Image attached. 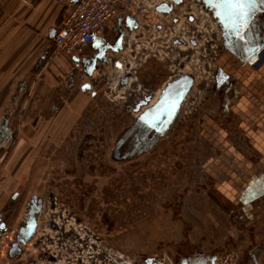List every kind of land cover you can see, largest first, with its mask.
Here are the masks:
<instances>
[{"label": "flooded vegetation", "instance_id": "af4514ba", "mask_svg": "<svg viewBox=\"0 0 264 264\" xmlns=\"http://www.w3.org/2000/svg\"><path fill=\"white\" fill-rule=\"evenodd\" d=\"M175 1L165 3L173 9L162 15L164 17L157 26L148 13L137 15V27L132 30L134 36L131 37L130 45L119 47L108 39L105 40V47L97 51L91 48L81 60L86 73L100 70L99 79L102 80L107 78L104 68L108 64L118 70L117 73L114 71L117 80L116 99L118 104L129 107L128 112L134 114L129 124L122 128L118 124L114 127L115 162L125 160L127 163H135L137 158L149 152L151 154L159 144L165 145L177 137L169 135L170 129L181 113L190 91L196 86L197 78L199 80L196 87L206 91L203 98L210 96L218 101L217 110L221 111V116L226 115V122L231 124L232 121H237V118L232 117L230 105L233 99L240 97L241 87L236 75L230 74L227 67L225 71L219 60L228 48L236 52L240 50V58L254 70L252 75L255 77L258 75L256 72L264 68V47L259 48L251 57L245 47V41L264 44V0H253V11L247 18V35L244 41L233 36L232 31L226 29L222 17L216 14L219 7L217 0H182L180 4L174 5ZM155 29H158L157 33L154 32ZM126 48H129V52H126ZM185 75L193 77V84L181 98L180 92L184 84L181 78ZM252 81V85L256 87L257 82ZM175 82L178 86L175 95L171 100L164 101V92ZM201 93L202 90H199L198 96L194 98L195 102L200 99ZM143 102L147 104L137 110L138 104ZM213 105L215 106V102ZM197 113H193L192 118ZM221 116L220 120L223 118ZM121 120L123 119L119 121ZM238 127H234V135H227L231 148L224 154L211 158V163L216 164L213 172H209L210 178L205 180L208 190L203 191L210 198L209 203L215 206L214 214L220 212L227 216L229 225L225 227L228 233L222 239L216 237L204 245L200 239L194 241L189 234H179L177 230L176 236L159 237L155 242L158 250L139 258L140 263L136 264H264V162L257 150L250 148L245 139H242L244 136L237 130ZM232 131L234 132L231 130L229 133ZM87 132L79 137L73 134L72 129L68 134L71 142L68 146L65 144V148H58L57 155L65 150L64 154H75L79 162L93 160L87 156V151L102 147V143L100 142L101 146H97V142L89 145ZM76 139L79 141L72 142ZM214 147L215 150L220 148L218 145ZM80 153L86 156L83 157ZM62 156L63 154L57 157L56 161ZM225 164H229L230 168L220 170ZM226 180L232 186V199L221 187ZM217 192L221 198L214 201L211 195L214 196ZM112 195L115 198V193ZM103 200L105 201L104 197ZM178 202L179 199L175 203L171 202V205H161V208L173 207L169 212L162 211L161 215L166 218L163 224L183 229L189 220L184 217ZM115 206L119 205L112 207ZM43 208L44 202L38 216L36 233L27 244L21 245L22 252L17 256L18 264H120L122 256L114 246L120 237L119 233L113 234L111 240V235L107 234L106 238L104 232L108 225L105 224V217H110L105 213L106 206L84 205L82 201L79 205H73L70 201L60 207L53 206V219L48 223L52 230L49 236L40 233ZM89 219L93 220L97 231L89 229ZM76 223L77 227L74 226ZM112 223L113 226L107 227H116L115 217ZM90 242L94 245L90 246ZM105 242L108 245L113 243L110 258L105 253ZM31 243L33 246L29 245ZM44 244L50 251L45 250ZM31 247L36 249L35 254L29 251ZM90 251L88 258L87 253Z\"/></svg>", "mask_w": 264, "mask_h": 264}, {"label": "crops", "instance_id": "0c3cea01", "mask_svg": "<svg viewBox=\"0 0 264 264\" xmlns=\"http://www.w3.org/2000/svg\"><path fill=\"white\" fill-rule=\"evenodd\" d=\"M168 1L121 0L118 14L108 21L102 37L125 48L134 36L130 17L139 10L140 15L167 14L160 8L171 3ZM63 15L64 4L59 0H0V130L5 128L0 131V264H8L9 246L25 220L32 197L46 200L43 193L56 165V150L65 146L73 124L88 107L89 93L93 96L105 80H85L100 72L83 70V57L91 48L98 50L92 44L75 56L56 49L54 36ZM240 54L239 49L228 48L219 58L224 70L236 75L241 95L230 105L237 121L226 122L229 125L217 131L220 138L216 142L220 148H231L227 135H234V127L239 126L242 139L264 162V68L255 77ZM111 68L108 64L104 69ZM211 125L210 119L204 130L210 136ZM230 127L234 132L229 133ZM221 187L232 199L229 182Z\"/></svg>", "mask_w": 264, "mask_h": 264}, {"label": "rangeland", "instance_id": "374dc122", "mask_svg": "<svg viewBox=\"0 0 264 264\" xmlns=\"http://www.w3.org/2000/svg\"><path fill=\"white\" fill-rule=\"evenodd\" d=\"M105 72L107 78L105 77L103 85L95 89L93 96L89 93L88 107L72 127L74 135L80 137L88 131L86 133L88 144L97 142L96 145L101 146L102 143V147L87 151L89 153L87 156L93 159L90 162H79L75 154L66 155L65 150L61 152L63 156L56 161L50 182L43 193L46 200L42 198L44 208L40 233H45L46 236L52 233L48 223L53 219V206L60 207L70 201L73 205H79L82 201L84 205L106 206L105 213L107 212L106 214L110 216L105 217L107 226H113L112 219L115 217L116 227L105 226L104 232L106 238L107 234L111 235L110 239L113 234L119 233L120 237L117 238L114 246L122 256L120 264L140 263L139 258L158 250L155 242L159 237L176 236L177 230L179 234L182 232L186 236L189 234L194 241L200 239L204 245L216 237L220 239L225 237L228 233L225 227L229 225L228 218L224 213L214 214L215 206L209 203L210 198L207 197L206 191L203 192L208 190L205 180L210 178L209 172H213L216 164L210 163L211 158L228 151L225 148L215 150L214 147L219 145V142H216L220 138V136L217 137V131L229 125L226 124L224 117L219 119L221 111L217 110L218 101L210 96L203 98L206 91L203 92L202 88L196 87L199 80L197 78L196 86L190 91L182 105L181 113L170 129L169 135L173 134L172 136L177 135V137L165 145L159 144L151 154L149 152L137 158L135 163H127L125 160H121L120 163L115 162L113 161L114 127L118 124L122 128L123 125L129 124L134 114L128 112L129 107L118 104L116 82L112 83L113 69L105 70ZM99 74L101 71L93 78L85 77V80L94 82ZM199 90H202V93L200 99L195 102L194 98L198 96ZM193 113H197L194 118H192ZM202 115L206 116L201 118ZM120 119L123 120L119 121ZM210 119L213 127L211 136L204 131ZM198 126L201 127V132ZM230 129L232 130L231 127ZM70 142L68 137L66 146ZM229 168V164H225L220 170L226 171ZM199 187L201 190H197ZM217 193L214 196L211 195L214 201L221 198L220 193L219 195ZM178 199L184 217L189 220L183 229L170 226L168 223L163 224L166 218L161 215L162 211L166 213L173 208H161V205H171V202L175 203ZM54 201L57 203L54 204ZM114 205L119 206L112 207ZM184 220L186 221L185 218ZM93 223V220L89 219L87 223L89 229L97 231ZM74 226L77 227V223ZM46 243L49 245L47 240ZM110 244L108 245L107 242L103 244L109 258L113 243L110 242ZM47 245L44 244L43 247L50 251ZM89 245L94 243L90 242ZM30 246H33V243ZM88 249L92 250L90 247ZM29 251L36 253L33 247ZM90 254L91 251L87 253L88 258ZM8 258V264H18V261H15L17 257Z\"/></svg>", "mask_w": 264, "mask_h": 264}, {"label": "built area", "instance_id": "2783aa9c", "mask_svg": "<svg viewBox=\"0 0 264 264\" xmlns=\"http://www.w3.org/2000/svg\"><path fill=\"white\" fill-rule=\"evenodd\" d=\"M64 4L63 19L54 36L57 50L68 56H75L94 41L95 36H102L108 21L119 12L121 0H59ZM164 16L152 14L154 23L162 21ZM154 32H158L155 29ZM118 70L113 69V72ZM117 80L112 77V83Z\"/></svg>", "mask_w": 264, "mask_h": 264}, {"label": "water", "instance_id": "95a60500", "mask_svg": "<svg viewBox=\"0 0 264 264\" xmlns=\"http://www.w3.org/2000/svg\"><path fill=\"white\" fill-rule=\"evenodd\" d=\"M176 1L179 3L180 0H176ZM160 9L164 12H170L173 8L171 5L168 6L167 4H164L161 6ZM140 12L141 11L139 10L136 15L133 14L132 17H130V19L134 25V26L130 27L131 30H133L137 27V23L135 24V18L137 17L138 14H140ZM233 36H234V34H233ZM94 40L95 41H93V43H92L94 48L100 50L103 47H105L104 46L105 45V39L102 36H95ZM181 80L184 82L183 89L180 92V93H182L180 96H182L181 98H183V95L187 94L189 88L193 84V77H191L189 75H185L184 77L181 78ZM177 87L178 86H177L176 82L170 84L162 96L163 100L164 101L169 100V99L171 100V98H173V95H175V93L177 91L176 90ZM146 104H147V102H143L141 104H138L137 110H140ZM5 123L6 122L4 121V124ZM2 130L4 131L5 128H2ZM2 130H0V131L2 132ZM42 205H43L42 198H39L38 196L32 197V200H31L30 204L28 205V212H27V215L25 216V220L21 224V226L19 227V230H18L17 234L15 235L14 240L11 242V244L9 246V250H8V256L9 257L13 258V257L19 256L22 252L21 245L27 244L34 237V234L36 233V229L38 226V216H39L40 210L42 208Z\"/></svg>", "mask_w": 264, "mask_h": 264}, {"label": "snow or ice", "instance_id": "6c2138e0", "mask_svg": "<svg viewBox=\"0 0 264 264\" xmlns=\"http://www.w3.org/2000/svg\"><path fill=\"white\" fill-rule=\"evenodd\" d=\"M217 2L219 7L216 14L222 17L225 27L230 29L237 38L244 41L247 35V18L253 11V0H217ZM245 47L251 57L259 48L264 47V44L258 45L245 41ZM224 79L227 78L224 77Z\"/></svg>", "mask_w": 264, "mask_h": 264}, {"label": "trees", "instance_id": "16d2710c", "mask_svg": "<svg viewBox=\"0 0 264 264\" xmlns=\"http://www.w3.org/2000/svg\"><path fill=\"white\" fill-rule=\"evenodd\" d=\"M104 83V82H103Z\"/></svg>", "mask_w": 264, "mask_h": 264}]
</instances>
